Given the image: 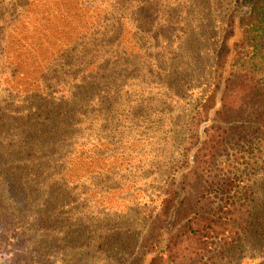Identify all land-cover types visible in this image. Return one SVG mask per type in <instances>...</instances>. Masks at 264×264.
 <instances>
[{"label": "rangeland", "instance_id": "obj_1", "mask_svg": "<svg viewBox=\"0 0 264 264\" xmlns=\"http://www.w3.org/2000/svg\"><path fill=\"white\" fill-rule=\"evenodd\" d=\"M249 11L248 0H0V107L28 106L25 91L54 83L43 98L73 105L59 139L78 148L70 172L81 177L59 207L0 206V264H146L170 235L162 202L215 208L227 178L235 207L259 208L251 236L264 239V130L250 121L263 105L219 114L239 105L241 94L224 103L237 73L264 84V28L251 56L236 57ZM211 127L228 138L205 174L197 157ZM78 230L84 240L72 244ZM35 237L46 257L27 242ZM240 238L210 262L264 264Z\"/></svg>", "mask_w": 264, "mask_h": 264}, {"label": "trees", "instance_id": "obj_2", "mask_svg": "<svg viewBox=\"0 0 264 264\" xmlns=\"http://www.w3.org/2000/svg\"><path fill=\"white\" fill-rule=\"evenodd\" d=\"M248 1L249 13L238 18L239 30L243 31L241 44L235 46L236 57L240 61L251 56L258 33L264 28V0ZM232 20L230 28L234 23ZM232 34L233 30H229L225 44L228 36ZM91 68L92 65L87 66L84 72ZM96 71L91 70L89 73ZM237 74L235 80L229 79L226 82L224 103L226 101L233 103L231 99L241 94L239 105L222 107L219 114L223 119L229 120L227 115L231 109L263 105L252 110L254 118L250 121L264 130V84L254 82L253 79L256 78L254 75L243 72ZM55 86L54 83L50 85L39 83L25 91V95L30 93L28 106L20 103L6 109L0 107V206L8 208L19 206L17 209L29 204L59 207L74 199L62 190H67L66 187H71L81 179L80 176L74 174L72 176L70 172L71 163L78 157V148L59 139L67 133V123L73 116L71 112L73 105L63 101L53 105L46 102L43 97H47V92ZM88 86L84 83L83 88L90 89ZM251 96L257 97V100L249 105L244 100L252 99ZM208 104L209 102L202 106V111L198 115V118H203L201 120L208 119L203 117V111L207 114ZM226 134L227 132L220 128L211 127L207 130L205 140L207 144L203 153L201 151L197 157V169L200 173H210L215 153L223 149L228 138ZM81 157L83 156H79ZM68 175L71 179H68ZM232 181V178H227L218 184V194L215 198L220 204L215 208L210 206L214 205L212 203L206 207H200L198 202L188 205L190 201H183L179 208H176L172 196L162 202L159 217L168 223L170 235L164 242L160 239L152 242L155 244V251L161 247L163 249L153 253L146 264H212L210 260L213 258L208 257L209 254L229 253L233 246L240 243V237H244L242 242L247 243L249 247L257 244L264 253V239L257 243L251 236L254 227L257 226L259 208L250 204L245 206L246 209L242 213L235 207L233 196H230L232 193L234 196L236 194ZM213 185L210 183L209 186L212 188ZM183 205L186 206L182 207ZM84 236V230H78L72 232L68 239L72 244L79 245ZM35 238L27 242L37 248L34 250L37 257H46L47 253L42 248L44 239Z\"/></svg>", "mask_w": 264, "mask_h": 264}]
</instances>
